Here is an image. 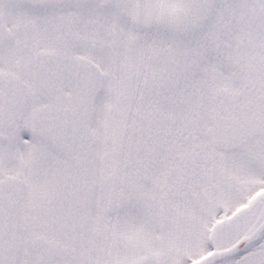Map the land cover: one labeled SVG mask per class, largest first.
Instances as JSON below:
<instances>
[{"label": "snow or ice", "instance_id": "1", "mask_svg": "<svg viewBox=\"0 0 264 264\" xmlns=\"http://www.w3.org/2000/svg\"><path fill=\"white\" fill-rule=\"evenodd\" d=\"M0 264H264V0H0Z\"/></svg>", "mask_w": 264, "mask_h": 264}]
</instances>
